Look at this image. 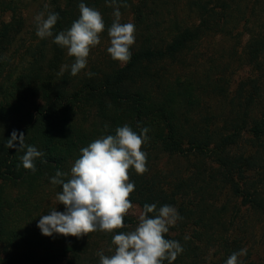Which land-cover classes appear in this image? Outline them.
Returning <instances> with one entry per match:
<instances>
[{
	"label": "trees",
	"instance_id": "trees-1",
	"mask_svg": "<svg viewBox=\"0 0 264 264\" xmlns=\"http://www.w3.org/2000/svg\"><path fill=\"white\" fill-rule=\"evenodd\" d=\"M104 1L106 2L0 0V19L6 15L11 19L9 23H0V57L13 37L22 30L25 10L29 5L38 6V13L44 10L45 5H48L49 11L59 13L60 19L53 29L55 36L70 28L73 21L79 18L78 5L81 2L95 8ZM118 2L130 6L136 31H141L138 32L140 35L137 39L140 45L131 47V60L122 68L103 73L97 79L89 78L76 89L73 78L60 74L66 49L53 43L54 36L41 40L38 44L37 51L33 54L34 59L29 63V74L20 79L27 82L26 88L10 108L5 130L0 137V183L36 182L39 179L50 181L57 170L67 172L68 157L73 153L69 130L73 125L67 115L73 116L76 112L71 107L73 102L88 97L94 101L95 117L100 123V129H95V132L102 130L101 135H114L115 129L125 124L137 132L147 127L149 140L144 146L158 143L156 148L162 153L183 157L187 162L193 161L195 171L192 176L185 178L182 187L184 195L194 193L199 196V200L193 202L190 209L185 201L178 205L174 195H168L166 187L157 182L155 174L150 176L148 171L143 175L130 172V180L135 184V191L130 197L133 204H138L141 209L145 204H156L157 209L163 205L175 208L178 205L177 212L182 217L175 228L178 234L174 237L167 234L166 238L179 242L183 252L172 264L201 263L202 251L193 246L192 238L185 239L186 225L201 227L200 232L194 231L200 242L202 238L210 243L217 240L223 253L219 264H225L233 252L242 249L241 241L229 240L226 225L221 222L226 213L225 207L214 212L219 216L217 224L213 223L212 215L206 218L212 208L207 204L209 194L214 198L219 190L229 187L231 193L238 195L243 204L247 205L248 216L256 217L263 224L259 240L264 241V27L256 37H249L246 46L239 53L235 47L232 48L237 53L239 65L229 78L234 83V92L228 97V115L219 116L214 112L202 119L193 120L192 113L182 112L180 106L184 103L191 104L196 98L195 94L206 93L208 84L219 75L214 79L204 77L205 72L202 70L200 73L198 70L197 54L189 61L191 63L186 61L187 54H180L192 44L211 36L210 34L222 33L225 36L223 21L228 12L233 10V5L230 4L234 0H185L182 11L189 14V20L182 25L178 20L173 21L169 30H166V37H170L168 42H165V38L156 40L152 33L153 26L158 25L156 18L163 13L167 0ZM259 2L260 0H253L252 4L257 6ZM217 9H221L220 13ZM108 10L112 11L113 8L108 7ZM146 20L152 24L151 27L146 24ZM239 28L240 25H235L233 30L239 34V30H242ZM227 33L231 34V31ZM48 52L50 57L47 56ZM223 57L224 55L220 59ZM153 63L157 65L149 67ZM230 65L228 62L225 67L221 64L214 69L225 73L232 68ZM165 66L176 67L172 74L165 75ZM242 72L247 75L239 78ZM202 76L203 80L199 78ZM235 76H238L237 80L234 79ZM229 85L232 86L230 81ZM187 94L190 96L187 101H178L177 98ZM38 96L42 105L35 106V110L30 113L34 98ZM108 104L117 107L118 111L111 119L108 118ZM197 114L201 115L200 112ZM13 132L18 137L23 134L25 144H38L40 151L45 153L44 157L35 161L37 170L34 174L23 168L21 157L24 152L17 151L18 143L14 148L6 146ZM92 138L82 135L79 141L83 145ZM236 148H243L241 154L233 153ZM41 159L47 163H41ZM237 181L243 183L239 184ZM54 186L62 189L59 185ZM2 204L0 193L1 210ZM196 213L200 214L199 219ZM188 221L192 223L189 224ZM124 222L129 226L125 231L132 230L137 225L128 215ZM215 225L221 229L217 230ZM251 228L259 227L252 225ZM114 234L116 233L94 232L79 239L59 235V241L51 245L30 241L19 244L11 240L0 248V264H99L97 252L103 251V244L106 249L113 248L111 241ZM4 235L0 231V236ZM108 251L103 252L111 255ZM255 253L249 246L247 254L239 259L242 264H263L260 262L261 257ZM164 264L168 262L165 261Z\"/></svg>",
	"mask_w": 264,
	"mask_h": 264
},
{
	"label": "rangeland",
	"instance_id": "rangeland-1",
	"mask_svg": "<svg viewBox=\"0 0 264 264\" xmlns=\"http://www.w3.org/2000/svg\"><path fill=\"white\" fill-rule=\"evenodd\" d=\"M184 1L185 0H167L168 3L163 9V13L159 18H156L158 25L155 24L153 26L152 33L155 35L156 40L164 38L165 42L170 40V37H166V30H169L174 20H178V23L181 25L188 22L189 14L186 11H182ZM252 3L253 0H234L233 4L231 2L230 6L233 5V10L228 12L223 21V26L226 29V32L223 33H226V35L224 36L222 33L216 35L210 34L211 36L206 37L197 44H192L186 51L180 54H187L186 61L188 62L197 54L198 66L200 67L198 70L200 73H202V70L205 72L204 77L209 76L214 79L216 75H219L216 80L208 84L206 93H202L201 95L195 94L196 98L192 100L193 102H191V104L184 103L180 106L182 112L192 113L193 120L202 119L214 112L219 116L222 114L228 115V109H226L228 97L234 92V83L229 78L235 71L234 69H237L236 67L239 65L237 53L241 51V48L246 46L251 35L256 37L257 34L261 32V28L264 27V0H260L257 6H253ZM95 9L101 12L106 25L105 32L101 34L100 44L91 50L87 67L81 70L76 76L70 74V67L63 72L70 78H73V85L76 89L82 85L83 81L89 78L97 79L103 73H109L114 69H120L124 66V64L112 60L107 53V48L109 46L107 27L111 25L114 19L112 15L113 10H108L105 1L101 2ZM25 11L26 14L21 28L22 30L13 37L11 44L0 57V137L5 130L6 119L11 111L10 108L14 105L16 98H19L26 88L27 82H24V80L21 81L20 79L29 74V63L33 61L34 53L37 51V46L41 41L35 34L34 23V17L38 13V6L29 5ZM216 11L220 13L221 9H217ZM120 12L121 23H134V17L130 11V6L120 7ZM1 22H11L10 16H4L0 19V23ZM146 24L150 25V27L152 26L148 20H146ZM235 25H240L241 28L239 29H242L239 30V34H237L236 30H233ZM229 31H231V34L227 33ZM138 32L141 31H136L134 45H140V41H137L140 35ZM233 47L236 48L238 51L237 53L232 49ZM222 55H224V57L220 59ZM47 56L50 57V52H48ZM73 62L74 58L69 57L66 50L62 65H71ZM228 62L231 63L230 66L232 68L225 73L223 70L219 72L214 69L221 64L225 67ZM156 65V63H153L149 65V67ZM43 66L45 67V63ZM194 66L197 67V65ZM175 67L176 66H165V75H169V73L172 74ZM211 67L212 69L210 70ZM207 70H210V72H206ZM88 73L92 75L89 76ZM246 75V73L242 72L239 78H243ZM204 77L202 76L199 78L203 80ZM234 79L237 80L238 76H235ZM229 81L232 86L229 85ZM188 97L190 96L187 94V96L177 99L178 101H187ZM38 105H42L39 96L34 98V105L30 107V113L34 111L35 106ZM71 107L73 111L75 110L76 112L73 116L67 115L68 119H71V124L73 125L69 129L73 153L68 157L69 159L66 167L68 173H70L71 166L75 160L79 158L80 149L88 146L93 140L105 136L101 135L102 130H99L100 132H95V129H100V123L95 117L96 111L93 99L88 97L82 98L81 100H77V102H73ZM198 112H200L201 115H198ZM107 113L109 116L107 117L111 119V116H115L118 113L117 107L108 104ZM195 113L197 115L193 116ZM59 123L61 124V122ZM82 135H89L93 138L90 141L86 139L87 141L85 140L86 142L81 145L82 143L79 140ZM242 146H245L244 143H242ZM34 147L39 151L41 150L38 144ZM156 147H158V143L148 147L143 146V151L147 153V167L150 176L155 174V179L161 186L163 185L166 187L168 195H174V199L178 201V205L182 201H185L187 208L190 209V205L198 201L199 196H196L194 193H188L189 196L184 195L182 187L185 178L190 177V175L192 176L195 171L193 161L187 162L183 157L170 156L167 153H162L161 150ZM240 149L241 150L238 148L233 149V153L235 152L234 154L236 155L241 154L243 148ZM237 182H239V184L243 183L242 181ZM61 191L62 189H57L50 181L40 179L36 182L19 181L16 184L0 183L1 202H3L2 210L0 209V213H2V217H0V231L5 233L4 236H0V248L11 240H15L19 244L22 242L28 243L29 241L44 242L47 245H51L54 242L57 243L59 241V235L53 234L51 237L43 236L37 224L40 216L47 215L53 208H56L57 211H64L63 205L58 204L56 200L57 194ZM209 196L207 204L211 205L212 208H210L206 218L212 215L214 217L213 223L217 224V218L219 216L214 212L225 207L226 213H224L221 222L226 225L229 240L233 241L234 239H239L242 249L247 248L248 250L249 246H251L252 251L256 252L255 255L261 257L260 262L264 264V241L260 242L259 240L262 235L263 224L258 222L256 217L248 216L250 214L247 212V205L243 204L238 195L231 193L229 187L219 190L218 193H215L214 198L211 197L210 194ZM133 205L137 207L132 209L128 216L138 223V216L142 209L138 204ZM195 215L197 219L200 218L199 213ZM203 216L204 215H202V217ZM188 223L190 224L192 221H188ZM252 225H257L259 228L252 229ZM177 226L178 222L176 226L169 229L168 235L170 237H174L178 234L175 229ZM215 226L217 230L221 229L220 226ZM200 229L201 227L199 226L188 227V225H186V233L184 236L188 239L192 238L193 246L198 247L200 251H202L200 264H219V259L223 255L221 252L222 248H219L217 240L211 241L210 243L202 238L200 242L194 232L195 230L200 232ZM14 233L16 235L11 236ZM223 235L227 236L226 233H223ZM101 246L105 253L109 250L106 249L104 244ZM109 252L110 251H108V253Z\"/></svg>",
	"mask_w": 264,
	"mask_h": 264
},
{
	"label": "clouds",
	"instance_id": "clouds-1",
	"mask_svg": "<svg viewBox=\"0 0 264 264\" xmlns=\"http://www.w3.org/2000/svg\"><path fill=\"white\" fill-rule=\"evenodd\" d=\"M106 6L113 8V21L107 27L109 46L107 53L111 59L121 64L131 60V47L135 44L134 23H121L120 7H127L118 0H106ZM79 18L70 28L55 34L53 29L60 19L59 13L44 10L34 17L35 34L41 40L54 36L53 43L66 49L67 55L74 58L71 65L61 66V73L70 67V74L76 76L88 64L91 50L100 44L101 34L105 32L104 17L98 9L78 5ZM91 76V73H88ZM107 129V125H105ZM147 127L139 132L125 124L115 129L114 135H105L93 140L80 149L79 158L71 166L70 173L57 170L50 179L52 185H59L62 191L56 196L64 211L53 208L47 215H41L37 224L41 234L64 237L88 236L103 232L112 235L111 255L97 252L99 264H172L183 252L179 242L167 239L169 229L182 219L177 209L163 205L145 204L138 216V223L132 229L124 220L130 211L137 207L130 197L135 184L130 180V172L143 175L148 171L147 153L144 144L149 140ZM7 147L23 151L22 166L36 172L35 161L45 156L36 147L25 144V136L13 132L7 140ZM41 163H47L41 159ZM187 239V237H185ZM247 254V248L233 252L225 264H242L239 259Z\"/></svg>",
	"mask_w": 264,
	"mask_h": 264
}]
</instances>
